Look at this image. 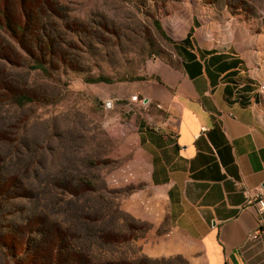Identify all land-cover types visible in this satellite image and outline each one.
Segmentation results:
<instances>
[{
  "label": "rangeland",
  "instance_id": "1",
  "mask_svg": "<svg viewBox=\"0 0 264 264\" xmlns=\"http://www.w3.org/2000/svg\"><path fill=\"white\" fill-rule=\"evenodd\" d=\"M45 1L62 27L59 54L74 60H66L60 78L48 80L36 72L30 77L37 93L53 99L26 113L27 139L46 147L41 170L88 161L96 185L111 192L121 223L128 225L131 239L122 250L130 263L191 264L183 255L168 253L163 237L168 223L154 220L155 191L146 183L138 127L155 124L154 109H161L147 100L150 87L163 84L164 72L179 71L174 44L190 29L204 47L235 46L243 57H257L252 69L264 75V0ZM8 56L28 57L19 50ZM91 77L113 82H87ZM124 167L133 171L129 182ZM130 205L140 214L129 211Z\"/></svg>",
  "mask_w": 264,
  "mask_h": 264
},
{
  "label": "crops",
  "instance_id": "2",
  "mask_svg": "<svg viewBox=\"0 0 264 264\" xmlns=\"http://www.w3.org/2000/svg\"><path fill=\"white\" fill-rule=\"evenodd\" d=\"M193 34L174 44L179 71L150 87L155 124L137 131L154 220L168 223V253L191 264H264L262 244L248 239L258 214L245 195L264 188V75L252 69L257 57ZM122 174L133 178L129 167Z\"/></svg>",
  "mask_w": 264,
  "mask_h": 264
},
{
  "label": "trees",
  "instance_id": "3",
  "mask_svg": "<svg viewBox=\"0 0 264 264\" xmlns=\"http://www.w3.org/2000/svg\"><path fill=\"white\" fill-rule=\"evenodd\" d=\"M38 4L0 0V264H131L122 250L128 225L89 162L42 171L46 147L26 137L27 109L53 100L34 90L31 74L60 78L74 60L59 54L62 27L53 5ZM155 27L165 37L157 21ZM18 50L28 57L8 56Z\"/></svg>",
  "mask_w": 264,
  "mask_h": 264
},
{
  "label": "built area",
  "instance_id": "4",
  "mask_svg": "<svg viewBox=\"0 0 264 264\" xmlns=\"http://www.w3.org/2000/svg\"><path fill=\"white\" fill-rule=\"evenodd\" d=\"M260 91L264 93V83L260 84ZM245 195L248 203L255 206L258 214V228L248 236V239L260 242L264 250V188L245 191Z\"/></svg>",
  "mask_w": 264,
  "mask_h": 264
},
{
  "label": "water",
  "instance_id": "5",
  "mask_svg": "<svg viewBox=\"0 0 264 264\" xmlns=\"http://www.w3.org/2000/svg\"><path fill=\"white\" fill-rule=\"evenodd\" d=\"M147 101V100H146Z\"/></svg>",
  "mask_w": 264,
  "mask_h": 264
}]
</instances>
